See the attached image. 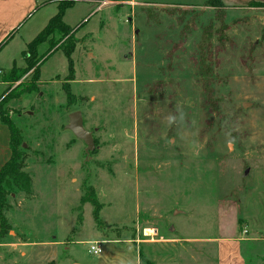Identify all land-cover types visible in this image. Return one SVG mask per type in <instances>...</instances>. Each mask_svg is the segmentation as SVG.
<instances>
[{"label":"rangeland","instance_id":"obj_1","mask_svg":"<svg viewBox=\"0 0 264 264\" xmlns=\"http://www.w3.org/2000/svg\"><path fill=\"white\" fill-rule=\"evenodd\" d=\"M45 1L0 0V69L18 76L0 106L21 96L3 111L23 130L33 179L32 197L5 190L11 228L0 242L26 245L1 254L27 257L19 264H134L138 251L155 264H219L217 243H240L244 264H264V0H77L65 12L70 59L65 38L35 78L23 52L58 13V0ZM207 28L212 103L196 61ZM75 110L96 141L89 160L66 129ZM85 189L94 203L82 201ZM94 240L101 255L88 250ZM239 259L229 251L220 263Z\"/></svg>","mask_w":264,"mask_h":264},{"label":"trees","instance_id":"obj_2","mask_svg":"<svg viewBox=\"0 0 264 264\" xmlns=\"http://www.w3.org/2000/svg\"><path fill=\"white\" fill-rule=\"evenodd\" d=\"M59 1V10L56 15H54L47 26L27 45V49L23 52V56L27 62L26 69L23 71L26 72L30 68L34 69L35 78L39 77L40 68H39V60L42 59L45 53H48L51 47L55 46L58 42L64 40L67 42V46L65 47V53L67 57L70 59V54L74 49L73 38H72V27L65 22V12L73 7L77 0H58ZM209 2L218 1L223 5L222 0H206ZM228 24H222V26L215 31L216 34H219L218 40L222 41L226 38L225 30L228 28ZM213 32L211 29H205L200 42L197 46V63H198V76L202 83L205 95L209 102L212 103V90L211 85L215 81V77L213 75V65L210 62V52H211V44H212ZM47 43L49 48L46 51H42L43 44ZM62 47V45L60 46ZM36 65V66H35ZM13 71L21 70L14 66L12 68ZM11 70V71H12ZM22 71V70H21ZM6 78V77H5ZM4 78V81H13L15 82L18 79V76L15 77L8 76L7 79ZM11 78V79H10ZM35 84H32L27 91L24 93H31L36 90ZM19 88V86H17ZM68 93V98L71 97V93ZM19 93L10 94L9 98H20ZM2 121L9 125L11 129V148H12V156L10 160L1 168L0 170V240L4 237V234L11 228V225L3 215V211L7 208V201L5 197V190L11 186L16 187L19 191L24 192L27 196H33V179L27 171L24 170V158L22 155V151L20 150V145L23 143V131L21 128L17 127L10 117L2 112ZM88 188V187H87ZM91 190L85 189V194L82 197V201L93 200L95 202V197H91ZM140 264H155L153 261L149 259L144 253H140Z\"/></svg>","mask_w":264,"mask_h":264},{"label":"crops","instance_id":"obj_3","mask_svg":"<svg viewBox=\"0 0 264 264\" xmlns=\"http://www.w3.org/2000/svg\"><path fill=\"white\" fill-rule=\"evenodd\" d=\"M48 1L50 0H46L44 3H42L41 5H45ZM88 1V0H87ZM134 1H179V0H134ZM183 1H204V0H183ZM227 6H243L244 4H247L249 2L252 1H262V0H222ZM9 31V30H8ZM7 30H5V28L1 31V36L5 35L7 32ZM6 37V36H4ZM23 67V66H20ZM6 71H2L0 69V99L3 97V95L5 94V91L8 87V83L7 81H4V78L2 77V75L5 73ZM13 99H17L19 100L20 98H12L9 100V102H7L4 107L0 106V170L1 168L10 160L11 156H12V148H11V129L9 127L8 124H6L5 122L2 121V112L3 109L8 108V107H14L11 105L12 100ZM13 115L10 116V119L12 120V122L16 125V123L14 122ZM20 128V127H19ZM22 130V129H21ZM23 131V130H22ZM24 135V133H23ZM3 241L0 242V263L2 262V264H19L21 262V260H24L25 256H23V254H25L24 251H21V254L23 256V258L18 259L16 258V256L13 255H4L1 254V250H8L9 252L13 253V251L16 250H20L24 245H26V243H2ZM226 244H230V243H226ZM229 251L236 252V255L240 256L241 259V264H244V260H243V255H241V246L240 243H236V245H224L223 243H217V261L219 264H221V257L222 255H225L226 253H228ZM104 252V249H103ZM7 258L8 260L6 261ZM108 260V258H106ZM239 259V260H240ZM46 263L49 262L48 260L45 261ZM54 263V262H53ZM78 262H72V264H75ZM132 263L134 264H140V258H139V252H136V255L133 256L132 259ZM56 264V263H54ZM80 264V263H78Z\"/></svg>","mask_w":264,"mask_h":264},{"label":"water","instance_id":"obj_4","mask_svg":"<svg viewBox=\"0 0 264 264\" xmlns=\"http://www.w3.org/2000/svg\"><path fill=\"white\" fill-rule=\"evenodd\" d=\"M248 103H245L246 107ZM69 122L66 124V129L71 130L78 138L82 139L86 145L85 147V157L89 160L90 154L93 150L97 148L93 132L87 130L84 126V117L81 110H75L69 113ZM26 146V143H24Z\"/></svg>","mask_w":264,"mask_h":264},{"label":"built area","instance_id":"obj_5","mask_svg":"<svg viewBox=\"0 0 264 264\" xmlns=\"http://www.w3.org/2000/svg\"><path fill=\"white\" fill-rule=\"evenodd\" d=\"M89 252L94 255H101L103 253L102 241L94 240L89 243Z\"/></svg>","mask_w":264,"mask_h":264},{"label":"flooded vegetation","instance_id":"obj_6","mask_svg":"<svg viewBox=\"0 0 264 264\" xmlns=\"http://www.w3.org/2000/svg\"><path fill=\"white\" fill-rule=\"evenodd\" d=\"M96 142V141H95Z\"/></svg>","mask_w":264,"mask_h":264}]
</instances>
